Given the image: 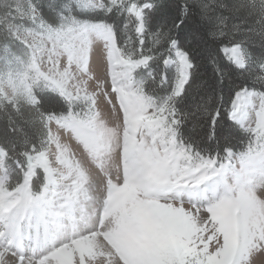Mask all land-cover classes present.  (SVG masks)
<instances>
[{"label": "snow or ice", "instance_id": "snow-or-ice-1", "mask_svg": "<svg viewBox=\"0 0 264 264\" xmlns=\"http://www.w3.org/2000/svg\"><path fill=\"white\" fill-rule=\"evenodd\" d=\"M0 264H264V0H0Z\"/></svg>", "mask_w": 264, "mask_h": 264}]
</instances>
